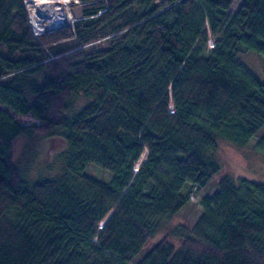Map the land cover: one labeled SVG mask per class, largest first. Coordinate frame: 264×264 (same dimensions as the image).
I'll return each mask as SVG.
<instances>
[{
    "label": "trees",
    "instance_id": "trees-1",
    "mask_svg": "<svg viewBox=\"0 0 264 264\" xmlns=\"http://www.w3.org/2000/svg\"><path fill=\"white\" fill-rule=\"evenodd\" d=\"M233 1L80 0L37 40L23 0H0V264H126L160 229L136 264H264V183L222 176L191 226L165 227L218 171V141L264 125V81L238 57L264 55V0ZM32 132L61 138L59 170L19 171Z\"/></svg>",
    "mask_w": 264,
    "mask_h": 264
},
{
    "label": "rangeland",
    "instance_id": "rangeland-1",
    "mask_svg": "<svg viewBox=\"0 0 264 264\" xmlns=\"http://www.w3.org/2000/svg\"><path fill=\"white\" fill-rule=\"evenodd\" d=\"M67 1V0H66ZM242 0H234L230 6V11L234 12ZM68 9L73 21L69 23L72 27L74 21L80 17V0L68 1ZM57 27L56 29H58ZM31 29V28H30ZM54 30V29H53ZM52 43H56L54 40ZM47 45V44H46ZM239 59L251 69L262 81H264V55L249 51L238 54ZM15 117L22 123H39V120L30 114L18 115ZM264 135V125L251 136L245 145H235L226 140H219L218 147L214 154V159L219 165L218 171L210 178L208 183L200 188L195 194L194 199L183 206L178 213L165 223L166 229L174 224H182L191 226L195 221L199 210V200L202 195L211 193L215 188L217 181L222 176H229L234 181L238 178H246L249 180L264 183V150L260 149L258 142ZM62 141L61 138H45L39 132L30 134H22L18 136L12 145V159L17 163L19 171L27 172L29 177L33 178L37 172L44 169V164H51L49 173L59 170L62 165ZM83 172L91 177L108 181L111 172L95 163H88ZM172 224V225H171ZM166 230H158L152 235L141 250L133 259L126 264H136L157 241L165 237ZM175 246L178 245V239L174 236L167 238Z\"/></svg>",
    "mask_w": 264,
    "mask_h": 264
},
{
    "label": "built area",
    "instance_id": "built-area-1",
    "mask_svg": "<svg viewBox=\"0 0 264 264\" xmlns=\"http://www.w3.org/2000/svg\"><path fill=\"white\" fill-rule=\"evenodd\" d=\"M68 1L71 2L73 0L66 1L65 14L61 15L60 18L53 19L49 17H39V13H37L36 8L34 7L37 3H33L32 0H23L31 32L37 40H40L41 35H43L45 32L56 29L57 27H63L73 21L68 9ZM75 1L79 2V0ZM209 45H212L211 40H209ZM43 46L47 48L45 43H43Z\"/></svg>",
    "mask_w": 264,
    "mask_h": 264
},
{
    "label": "bare ground",
    "instance_id": "bare-ground-1",
    "mask_svg": "<svg viewBox=\"0 0 264 264\" xmlns=\"http://www.w3.org/2000/svg\"><path fill=\"white\" fill-rule=\"evenodd\" d=\"M32 2L37 3L34 7L36 8L37 13H39V17L55 19L60 18V16L66 12L65 0H32Z\"/></svg>",
    "mask_w": 264,
    "mask_h": 264
}]
</instances>
